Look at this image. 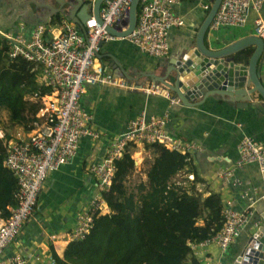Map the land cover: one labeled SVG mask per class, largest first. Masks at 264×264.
Returning a JSON list of instances; mask_svg holds the SVG:
<instances>
[{"label": "built area", "instance_id": "built-area-1", "mask_svg": "<svg viewBox=\"0 0 264 264\" xmlns=\"http://www.w3.org/2000/svg\"><path fill=\"white\" fill-rule=\"evenodd\" d=\"M91 1L94 4L95 0ZM132 1L103 0L100 20L92 11L91 18L85 22V34L68 21L58 26L48 22L39 23L28 37L22 32L11 35L0 31L3 49L10 58H23L40 69L39 87L27 93V99L39 106L30 121L31 131L24 134L27 135L25 138L19 135L20 138H16L18 140L9 143L3 162L16 175L19 189L15 193L17 205L10 207V216L0 218V264H29V260L21 253L6 256L5 251L32 217L48 175L75 158L83 138L96 142L107 135L92 126V114L81 105L86 85H106L135 91L146 89L148 93L169 98L170 106L180 104L179 99L163 85L153 83L143 88L124 77H116L98 57L102 43L117 39H127L150 56L161 58L170 54V30L186 25L185 20L174 12V6L179 0H140L137 24L133 31L125 37L111 34L106 27H117L123 31L127 29ZM263 6L264 0H222L209 31L213 32L212 35H219L227 30L244 29L253 12L255 19L252 34L264 42ZM210 7L205 4L207 11ZM261 78L264 81V58ZM170 122L169 109L162 114H154L144 108L127 123L122 133L110 140L105 157L100 161L93 160L88 165V171L96 179V192L89 204L77 213L74 229L51 235L54 244L56 241L69 244L84 239L93 228L96 216L110 213L102 192L110 189L117 160L129 149L132 156L134 147L161 144L185 155L188 163L194 162V155L203 152L205 148L198 142L172 134L169 130ZM237 150L239 159L236 163L231 167L220 166L217 170L219 179H230L235 186L239 184L234 180L235 168L257 163L264 173V140H256L244 134L238 141ZM195 179V174L188 172L176 176L173 183L177 187H187ZM233 195L225 200L223 228L214 237L200 244H191L199 256V264H224L222 259L212 255L211 245L216 246L219 253L226 254L255 214V205L260 197L254 199L247 192ZM245 197L251 203L248 208L240 211L235 204L238 199ZM260 225L257 221L253 230L256 231ZM253 230L248 226L249 235L255 232ZM50 261L57 264L55 257L51 256Z\"/></svg>", "mask_w": 264, "mask_h": 264}, {"label": "crops", "instance_id": "crops-1", "mask_svg": "<svg viewBox=\"0 0 264 264\" xmlns=\"http://www.w3.org/2000/svg\"><path fill=\"white\" fill-rule=\"evenodd\" d=\"M45 4L55 8L56 12L46 8ZM205 4L211 5V1L179 0L174 6V12L185 20L186 25L170 30L168 56H150L127 39H117L101 44L98 55L100 61L116 77H124L143 88L152 85L148 75H162L164 65L171 56L195 47L198 30L209 11L205 9ZM60 7L57 0H0V31L11 35L22 32L28 37L33 27L39 23L48 22L58 26L63 21H68L75 24L67 14L58 11ZM261 14L264 17V6ZM41 17L48 19L43 21ZM254 19L255 14L251 12L249 23L244 29L227 30L219 35H212L213 32L208 30L206 40L211 46L220 47L225 39L237 40L252 34ZM168 99L148 93L146 89L135 91L106 85H86L81 105L92 114V126L107 135L96 142L83 138L75 158L48 175L32 217L7 248L5 255L21 253L29 260V264H52L50 257H54L53 251L61 258L64 257L68 244L62 241L54 244L50 237L74 229L77 213L89 204L96 192V179L88 171L89 163L103 159L110 140L122 133L127 123L144 108L154 114H162L169 109V130L172 134L203 145L204 151L194 155L193 164L197 172L196 180L198 179L196 187L205 194L219 193L223 200H227L239 192H247L254 199L264 193V173L257 163L235 168L234 180L239 182L238 186L230 179L223 180L217 176L220 166L231 167L239 159L237 144L244 134L256 140H264V111L255 107H237L227 100L215 97L207 98L196 107L182 104L170 106ZM24 136L21 135L23 138L27 135ZM132 157L136 162L142 158L141 166L145 169L142 172L143 181H147L146 171L153 162V150L140 145L134 147ZM183 173H188L187 169L176 176ZM250 203L247 197L240 198L235 207L243 211ZM258 219L256 214L252 215L248 225L226 254L219 253L217 247L211 245L212 255L222 259L224 264H232L249 237L248 226L253 230ZM205 250L208 251V247Z\"/></svg>", "mask_w": 264, "mask_h": 264}, {"label": "trees", "instance_id": "trees-1", "mask_svg": "<svg viewBox=\"0 0 264 264\" xmlns=\"http://www.w3.org/2000/svg\"><path fill=\"white\" fill-rule=\"evenodd\" d=\"M250 52L247 48L236 59H244ZM39 76V66L23 58H10L0 39V114H8L7 126L12 127L2 129L0 119L2 218H8L10 207L17 205L15 193L19 189L16 175L3 162L9 143L20 138L17 130L22 128L23 135L31 131L30 121L39 106L25 96L39 87ZM145 146L154 153L147 181L140 183L136 195L127 191V178L136 165L129 149L117 160L110 189L102 192L110 213L96 216L89 234L70 242L63 258L53 251L57 264H199L191 244H200L223 228L225 200L219 193L205 194L196 187L198 179L187 187H177L173 179L179 172L187 169L197 175L194 164L161 144Z\"/></svg>", "mask_w": 264, "mask_h": 264}, {"label": "water", "instance_id": "water-1", "mask_svg": "<svg viewBox=\"0 0 264 264\" xmlns=\"http://www.w3.org/2000/svg\"><path fill=\"white\" fill-rule=\"evenodd\" d=\"M58 11L67 14L85 34V22L93 11L100 20V7L103 0H95L92 5L86 0H57ZM75 1V2H74ZM211 7L200 26L195 47L171 56L164 65L162 75L150 74L151 81L167 87L179 99L180 104L196 107L207 98L227 100L237 107H255L264 111V81L261 78V65L264 58V42L255 34L237 40L225 39L220 47L211 46L206 38L209 26L216 15L222 0H210ZM140 0H133L130 7L129 24L126 30L106 27L115 36L125 37L137 24ZM45 7L56 12L49 4ZM49 17V16H48ZM48 17H41L47 21ZM247 48H254L247 63L237 60L236 55ZM99 55V54H98ZM126 76L127 74L124 73ZM135 164L137 162L135 161ZM264 193L255 205V214L261 223L249 235L245 245L232 264H264Z\"/></svg>", "mask_w": 264, "mask_h": 264}, {"label": "rangeland", "instance_id": "rangeland-1", "mask_svg": "<svg viewBox=\"0 0 264 264\" xmlns=\"http://www.w3.org/2000/svg\"><path fill=\"white\" fill-rule=\"evenodd\" d=\"M249 49L251 50L250 54H246L245 58L241 59V61H243L245 63L248 62V60H249V58H250V56H251V54H252V52L254 50V48H249ZM25 98H27V97H25ZM0 119L2 121L1 128L5 127V128H7L9 130L12 128V127L7 126L9 124V116H8V114L6 112H2L0 114ZM3 122L6 123V125ZM15 129H16V127L13 128V130H15ZM17 131H20V134L23 135V131L24 130L22 128H19ZM141 159L142 158L140 157V160H138L137 161L138 163L135 165L134 171L129 175V177L127 178V181H126L127 191L129 193H133L135 195L140 190L139 185L143 181L142 172L145 171V169L142 168V166H141Z\"/></svg>", "mask_w": 264, "mask_h": 264}, {"label": "clouds", "instance_id": "clouds-1", "mask_svg": "<svg viewBox=\"0 0 264 264\" xmlns=\"http://www.w3.org/2000/svg\"><path fill=\"white\" fill-rule=\"evenodd\" d=\"M92 3V2H91ZM93 5V4H92ZM25 97H27V94H26V96ZM25 99H27V98H25ZM28 100V99H27ZM29 101V100H28ZM1 131V130H0ZM2 132V131H1ZM60 257V256H59Z\"/></svg>", "mask_w": 264, "mask_h": 264}]
</instances>
